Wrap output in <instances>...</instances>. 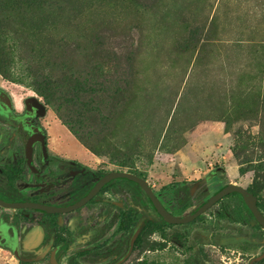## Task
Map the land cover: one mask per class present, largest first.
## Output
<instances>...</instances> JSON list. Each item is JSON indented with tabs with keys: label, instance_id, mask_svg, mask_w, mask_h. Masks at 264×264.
<instances>
[{
	"label": "rangeland",
	"instance_id": "rangeland-1",
	"mask_svg": "<svg viewBox=\"0 0 264 264\" xmlns=\"http://www.w3.org/2000/svg\"><path fill=\"white\" fill-rule=\"evenodd\" d=\"M57 2L44 18L37 16L42 27L30 30L26 41L20 35L27 31L18 26L30 22L21 14L10 16L5 47L13 80L0 76V89L15 112L22 113L30 98L45 108L32 127L46 135L61 160L51 154L41 162L36 149L34 160L43 180L66 183L74 167L70 162L81 163L93 176L132 170L178 218L229 184L250 187L253 172L239 175L238 164L251 170L264 162V0ZM20 77L22 85L17 84ZM38 82L49 86L50 103L31 87ZM96 83L107 94L89 96L77 90L88 91ZM96 97L98 104L109 99L116 106L110 120L91 111ZM54 106L82 139L97 145L100 155L72 135ZM30 134L21 121L2 117L0 151L10 156L16 141L18 157L24 158ZM113 147L129 160L111 161L104 153ZM18 185L26 197L39 193L31 191L36 178L28 169ZM61 187L56 190L64 192L68 185ZM239 206V197L228 198L194 223L143 236L127 255L138 218L160 220L137 185L116 181L95 203L66 217L81 223L87 237L102 233L105 246L117 241L122 250L116 259L99 261L65 251L60 259L49 260L35 251L18 261L0 246V264H264V230L238 215ZM123 207L129 208L126 226L114 235L119 223L115 217ZM14 213L0 209V219L9 223ZM22 227L28 230L30 225Z\"/></svg>",
	"mask_w": 264,
	"mask_h": 264
},
{
	"label": "flooded vegetation",
	"instance_id": "flooded-vegetation-1",
	"mask_svg": "<svg viewBox=\"0 0 264 264\" xmlns=\"http://www.w3.org/2000/svg\"><path fill=\"white\" fill-rule=\"evenodd\" d=\"M27 101L28 99H26L25 101L24 110L19 114L13 110L12 101L10 100L8 95L0 89V121L2 117H4L7 120L13 122L21 121L24 127L29 129L31 128L30 139L25 145L24 158L18 157V144L16 141H13L12 145L10 146V156L6 154V151H4L3 153L0 151V200L10 204L38 203L41 205L52 206L56 208H65L74 205L83 197H85L100 179L111 172L102 175L96 174V176H93L91 173H89V171H86L88 169L84 168L81 163L70 162L69 164L74 167H71L69 172L67 173V177L69 178L67 179L66 183H64L62 179H53L51 177L49 178V180H43L44 175L41 174L40 169L36 165L34 160L36 149H39L40 151L41 162H46L51 154L55 156V158H57V161L58 159L61 160V157L59 155L60 153H56L50 149L46 139V135L42 134L39 128L32 127V120L40 118L42 116H39L40 109H37L32 105L29 106L27 104ZM1 144L2 142L0 140V145ZM25 169H28L35 175L36 185H34L33 190L31 191L39 192L38 194L30 195L27 197L25 195H22L18 183ZM116 181H125L132 183L125 179L112 180L105 186H103L98 194L84 207L65 214H47L45 212L27 209L8 210L0 207V209L15 212L14 215H12L11 222L9 223L4 219H0V246L6 251H10L14 256V259H17L18 261L27 260L23 259V256L35 253V251H39L38 255L41 256L42 259L45 257H49V260H52V258L60 259L59 253L65 251L74 252L73 254H75V256H79L82 258H88L92 256L99 261L116 259L118 253H120L122 250V247L117 243V241L111 242L105 246L104 244L106 241H100L103 237L101 236L103 235L102 233L94 232L92 236L87 237L86 234L88 232L83 231L81 223H79L75 219L66 221L67 216L77 214L78 212L82 211V209L87 205L95 203L100 193L108 187H112V185ZM65 185H68L67 190H65L64 192L57 191L62 188L61 186L66 187ZM40 196H43V198H41ZM121 213L123 215L122 219L119 218L121 216ZM128 214V207L119 209V212L115 217L116 221H119V223L117 224V227L113 233L114 235L117 234L122 226L123 228H125L126 225L124 222L125 219H127ZM154 214L160 220V223L158 224L161 225L163 221L162 218L156 213V211L154 212ZM146 217L148 218V220L145 222L137 239L141 235L145 225L148 222L155 223L153 221V217H149L147 215H145L144 217L142 216L135 222L133 231L138 226L139 222ZM26 225H30V228L28 230H22V226ZM91 226H94V228H92L93 230L97 229L98 223H93ZM35 228H39L42 232L39 245H37L38 243H35L36 239L34 240V242H32V244L28 243V245H26L25 241L27 235ZM130 238L128 239V245L130 242ZM69 239L71 240L69 241ZM137 239L134 242L133 248L136 247ZM45 241L46 244L44 246L43 243ZM42 246H44L43 249H41Z\"/></svg>",
	"mask_w": 264,
	"mask_h": 264
},
{
	"label": "trees",
	"instance_id": "trees-1",
	"mask_svg": "<svg viewBox=\"0 0 264 264\" xmlns=\"http://www.w3.org/2000/svg\"><path fill=\"white\" fill-rule=\"evenodd\" d=\"M57 1L58 0H0V76L4 80L9 81L11 78V76L9 75V71L6 68L7 67L6 66V64H7L6 50L7 49L5 47V44L8 41L7 34L11 32V31H8L10 29V25L12 24V20H10V16H15L17 14H21V15H23L24 19H27L30 22L29 24H25L22 21L18 26L20 29L23 27L22 29H24V30L21 29L22 31H27V34L23 35V37L20 35V39L22 41L23 40L26 41V37H29L30 30L36 31V30H38V27L39 28L42 27L41 25H39L40 22L38 21L39 19H37V16L41 15V17L44 18L45 12L47 10H49L51 7H54L55 3L56 4L59 3ZM25 15H30L32 19L29 20L28 18H25ZM26 25H27V27H26ZM30 36L33 37L32 34ZM31 74H33V73H31ZM33 76L36 78L40 77V75H37V74L36 75L33 74ZM14 80H15V78H14ZM16 80H17V84H19V85L23 84V77L17 78ZM90 83L91 82H89V81H85V83H84V81L81 82V84H90ZM31 87L34 88V90L41 97H43L46 102H48V103L51 102L52 99L49 96V93L47 92V89H46L49 86L46 87L44 85V82L41 85L39 84V82H38V84L33 83L31 85ZM77 90L84 92V94L89 95V96L90 95L94 96V95H97L98 93L100 95L107 94V91H106L107 88L105 87V89H104L103 85L97 84V83L94 84L88 91H86V90L84 91L80 87H77ZM97 98L98 97H96L97 101L94 104L95 106L93 105V107L90 108L91 111L94 110V112L97 115H100V118L102 117V119L105 121L110 120V116L113 113L112 111L114 110V108H116V106L113 103L109 102L108 101L109 99L106 101H103V102H108V104L106 103L105 105H103L102 104L103 102L98 104V102H100V100H98ZM93 101H94V99H93ZM100 104H102V107H99ZM54 110L58 114L59 119L62 121L64 126H66L68 128V130L72 133V135L74 137H76L80 141V143L86 147V149H88L91 153H93L95 155L101 154V152L96 147L97 145H94L91 142L89 144L88 142L85 141V139H82V137H81L82 135H79L73 129L71 123H69V121H66L65 119H63V117L61 115H59V108L58 107L54 106ZM105 114L107 115L106 117H105ZM102 153H104V152L102 151ZM121 153H122V149L113 147L112 150H110V152H106L104 154L109 156L111 161H115L118 163H119V160L123 159V158H125L126 160H129V156L127 157V155L125 153L123 155ZM234 156L236 157L235 154H234ZM123 164L124 163H122V165H120V166L127 167L128 169H133V167L123 165ZM238 166H239V168H238L239 175H245L247 172H253L252 183H251L250 187L247 189V191L250 192L252 195H254V197H256L257 207H258L259 211L264 216V162L258 163L256 165V167H254L251 170L244 169L242 167L243 163H239ZM128 172L134 174L132 170H128ZM231 197H239L240 198L241 206H239L237 208V214L240 216H243V217L245 216L246 221L248 223L251 222L253 220V217H252L251 213L249 212V210L244 205L242 198L238 194L228 195L224 199L219 201L217 204H219L222 201H224L228 198H231ZM206 201L202 202L200 204V206H202ZM199 207L191 210L189 212V214L194 213ZM202 216L197 218L195 221L199 220ZM194 222H192V223H194ZM171 226L172 225H168L164 221H162L161 225L158 223L148 222L145 225L141 235L137 239L136 245L137 246L139 245L140 240L143 236H149L155 232H161L164 227L169 228ZM183 226H185V225H183Z\"/></svg>",
	"mask_w": 264,
	"mask_h": 264
},
{
	"label": "water",
	"instance_id": "water-1",
	"mask_svg": "<svg viewBox=\"0 0 264 264\" xmlns=\"http://www.w3.org/2000/svg\"><path fill=\"white\" fill-rule=\"evenodd\" d=\"M27 104L30 106L40 109L39 116L45 115V108L42 104H40L36 99H28ZM31 143V142H30ZM29 157V155H28ZM117 179H125L132 183H135L140 187V189L143 191V193L146 195V197L151 202L152 206L154 207L156 213L162 218V220L167 223L168 225L172 226H183L188 225L192 222H194L197 218L204 215L208 210H210L213 206H215L219 201L224 199L228 195L232 194H238L242 200L246 208L251 213L254 222L260 226L264 230V216L259 211L257 207V199L252 195L250 192L247 191L246 188H243L241 186L229 184L222 190H220L218 193L211 196L202 206H200L194 213L178 218L170 214L160 203L159 199L154 194L153 190L149 186L148 182L129 172L124 171H115L107 174L105 177L100 179L95 186L90 190V192L83 197L81 200H79L74 205H71L69 207L65 208H56L52 206H45L38 203H6L0 200V207L8 210H35V211H41L45 212L47 214H65L69 212L76 211L82 207H84L90 200H92L98 192L105 186L107 183H109L112 180ZM144 225L141 227H136L132 233V236L130 238L129 242V251L127 255L131 252L134 242L137 239L140 231L142 230ZM127 255L125 257H127ZM118 262L117 264H119Z\"/></svg>",
	"mask_w": 264,
	"mask_h": 264
},
{
	"label": "bare ground",
	"instance_id": "bare-ground-1",
	"mask_svg": "<svg viewBox=\"0 0 264 264\" xmlns=\"http://www.w3.org/2000/svg\"><path fill=\"white\" fill-rule=\"evenodd\" d=\"M147 220H148L147 217H146V218H143V219L139 222L138 226L141 227L142 225L145 224V222H146ZM138 226H137V227H138ZM31 233H33V234L36 233L37 238H36V240H35V243H38L37 245H39V243H40V239H41V235H42L41 230H40L39 228H35V229L32 230ZM31 233H29V234H31ZM29 236H30V235H29Z\"/></svg>",
	"mask_w": 264,
	"mask_h": 264
},
{
	"label": "crops",
	"instance_id": "crops-1",
	"mask_svg": "<svg viewBox=\"0 0 264 264\" xmlns=\"http://www.w3.org/2000/svg\"><path fill=\"white\" fill-rule=\"evenodd\" d=\"M32 232V231H31ZM30 232V233H31ZM30 235V236H29ZM34 236V237H33ZM37 238V235H36V233H31V234H28L27 235V238H26V241H25V243H26V245H28V243H30V244H32V242H34V240Z\"/></svg>",
	"mask_w": 264,
	"mask_h": 264
}]
</instances>
